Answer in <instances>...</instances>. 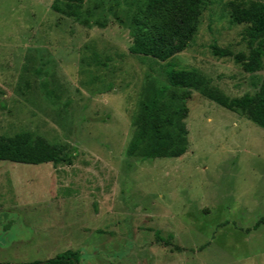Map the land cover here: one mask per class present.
Listing matches in <instances>:
<instances>
[{"label": "rangeland", "instance_id": "374dc122", "mask_svg": "<svg viewBox=\"0 0 264 264\" xmlns=\"http://www.w3.org/2000/svg\"><path fill=\"white\" fill-rule=\"evenodd\" d=\"M148 0H0V136L30 131L64 145L60 164L0 161V263L55 257L80 264H264V128L196 90H180L189 148L129 155L166 61L135 55L134 16ZM206 0L189 46L170 61L229 97L264 81L235 6ZM232 56H216L213 46Z\"/></svg>", "mask_w": 264, "mask_h": 264}, {"label": "trees", "instance_id": "16d2710c", "mask_svg": "<svg viewBox=\"0 0 264 264\" xmlns=\"http://www.w3.org/2000/svg\"><path fill=\"white\" fill-rule=\"evenodd\" d=\"M58 1V0H57ZM65 7L54 3L53 8L79 18L85 0H60ZM206 0H148L134 16L133 43L129 50L135 55L166 61L168 83L156 86L143 102L137 117L139 128L129 149V155L142 160L176 158L189 148L185 122L188 109L180 90H196L208 99L231 111L240 112L264 128V81L255 94L229 97L210 80L194 69H178L171 59L184 51L194 38ZM234 21L248 24L246 36L250 53L239 59L250 74L263 67L264 59V2L252 1L233 9ZM216 56H232L228 49L213 46ZM68 159L64 145L53 144L44 136L30 131L0 136V161L40 164H60ZM81 253L68 249L46 260L18 264H80ZM9 264V263H0Z\"/></svg>", "mask_w": 264, "mask_h": 264}]
</instances>
